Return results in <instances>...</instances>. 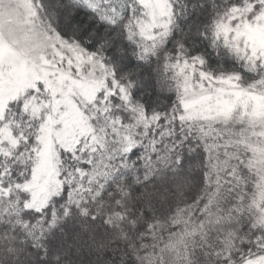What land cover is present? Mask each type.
<instances>
[{
  "label": "snow or ice",
  "instance_id": "snow-or-ice-1",
  "mask_svg": "<svg viewBox=\"0 0 264 264\" xmlns=\"http://www.w3.org/2000/svg\"><path fill=\"white\" fill-rule=\"evenodd\" d=\"M0 264H264V0H0Z\"/></svg>",
  "mask_w": 264,
  "mask_h": 264
}]
</instances>
